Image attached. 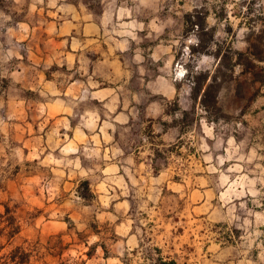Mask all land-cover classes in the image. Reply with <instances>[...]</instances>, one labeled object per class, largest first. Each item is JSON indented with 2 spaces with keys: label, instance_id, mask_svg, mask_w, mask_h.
Listing matches in <instances>:
<instances>
[{
  "label": "rangeland",
  "instance_id": "rangeland-1",
  "mask_svg": "<svg viewBox=\"0 0 264 264\" xmlns=\"http://www.w3.org/2000/svg\"><path fill=\"white\" fill-rule=\"evenodd\" d=\"M71 1L105 14L109 35L130 41L127 52L177 90L158 119L133 121L123 139L144 146L136 179L115 184L129 196L139 245L122 251L115 239L107 213L119 200L76 183L53 137L39 159L24 130L27 107L44 99L40 72L60 79L64 70L17 59L13 35L21 22L41 32L57 9L0 0V212L16 207L21 227L9 244L0 239V264L16 247L29 253L25 264L254 262L264 248V0Z\"/></svg>",
  "mask_w": 264,
  "mask_h": 264
},
{
  "label": "crops",
  "instance_id": "crops-1",
  "mask_svg": "<svg viewBox=\"0 0 264 264\" xmlns=\"http://www.w3.org/2000/svg\"><path fill=\"white\" fill-rule=\"evenodd\" d=\"M31 1L36 9L46 4L57 10L48 12L39 33L31 32L28 22L18 23L13 49L23 51L16 58L24 56L34 66L47 70L56 66L64 72L60 79L53 78L52 72V77L40 72L36 88L44 99L27 107L24 130L37 137L39 159L48 149L46 138L53 137L56 157L70 164L76 183L87 182L95 192L109 194L97 195V199L119 200L107 214L113 218L115 239L122 238V251L131 250L139 241L129 216V196L121 194L115 184L136 179L134 169L144 165V146L123 139L132 135L133 121L162 115L166 103L177 95L175 84L158 72L154 75L146 58L128 53L130 41L109 35L105 14L88 13L82 3L71 0ZM22 72L12 76L19 79ZM110 184H114L113 193L107 191ZM261 217L264 228V212ZM248 264H264V248Z\"/></svg>",
  "mask_w": 264,
  "mask_h": 264
},
{
  "label": "trees",
  "instance_id": "trees-1",
  "mask_svg": "<svg viewBox=\"0 0 264 264\" xmlns=\"http://www.w3.org/2000/svg\"><path fill=\"white\" fill-rule=\"evenodd\" d=\"M208 91L206 90L203 94V102L207 96ZM86 187L88 184L86 182L83 183ZM3 206V211L0 212V239L4 238L6 240V244H9L12 239L20 232L19 221L15 217V208H10L7 203L1 204ZM4 245L0 244V251ZM104 250L105 256L107 254L104 246H101ZM1 259H4L1 264H25L28 262L29 253L25 251V249L21 247H16L12 251H10L7 255L2 256ZM160 264H166L163 262L162 258H159ZM167 264H175V262L168 261Z\"/></svg>",
  "mask_w": 264,
  "mask_h": 264
}]
</instances>
